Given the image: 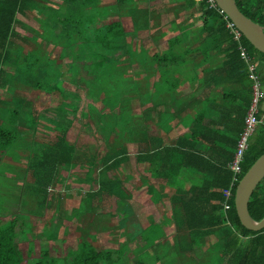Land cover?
Listing matches in <instances>:
<instances>
[{"label":"trees","instance_id":"1","mask_svg":"<svg viewBox=\"0 0 264 264\" xmlns=\"http://www.w3.org/2000/svg\"><path fill=\"white\" fill-rule=\"evenodd\" d=\"M160 1L0 0V111L5 103L12 104L13 109V114L6 109L2 112L5 116L4 123H0V140L7 138L8 141L0 146L5 149L16 140L14 134L20 127L22 131L27 128L22 109H31L34 124L38 120L35 102L16 97L13 92L9 98L2 97L8 76L11 82L23 76L27 86L48 94L51 82L56 83L58 79L55 70L63 64L65 76L75 83L71 101L75 99L77 106L73 107L71 102L64 106L63 98L60 109L70 106L72 111L79 110L82 118L96 124L95 131L101 137H97L95 149L79 141L74 130V120L78 119L67 121L65 111H58L59 121L53 128L55 140L39 154H34L27 167L33 191L43 198L42 204L47 203L49 189L55 185L57 189L60 187L55 182L61 171L84 168L83 178L71 177L78 184L88 182L95 186L86 191L91 208H102L109 201L121 203L120 210L125 215L119 219V224L129 240L117 249L103 251L92 245L94 236L76 233L62 264H211L210 259L215 255L221 264H264V229L252 232L240 224L234 209V188L229 210L224 211L222 205L223 191L232 180L227 164L243 129L251 98L247 65L239 56V44L226 28L230 20H225V15L208 0ZM234 1L244 16L264 28V0ZM178 8L186 18L177 14ZM196 15L201 17L200 28L194 34L196 44L187 46L184 34ZM28 17L38 24L34 30L41 42L32 41L25 68L8 75L3 65L11 63L12 39L28 43L14 26ZM167 24H176L178 31L171 35L163 32L159 36L153 33L155 27ZM148 38L152 40L147 41ZM157 38L165 40L166 49L152 51L150 55L147 47ZM52 44L61 46L55 56L47 48ZM240 44L256 63V74L263 85L264 55L243 36ZM217 55H222V63L203 71L206 79H199L197 83L195 117L189 127L183 124L189 134H183L173 125L161 135L154 126L160 113L156 109L149 116L152 127L144 129L143 144H140L139 91L141 88L149 90L150 75L157 71L159 90L166 88L171 94L179 83L175 75H185L186 59H214ZM173 99L170 97L175 108ZM14 114L19 116L18 121L11 124L15 132L3 129L1 125ZM183 118L187 120L186 115ZM69 135L76 139H70ZM201 144L207 151L200 148ZM131 146H135L134 154L130 152ZM263 153L264 122L249 141L239 181ZM216 155L224 160L214 161ZM124 167L130 168V178L140 183L136 190L144 186V195L159 197L162 203L167 199L169 208L161 211L174 222L170 230L172 236L164 235L162 224L142 227L133 209L131 191L121 179ZM177 178L190 180L189 189L177 187ZM248 212L255 221L264 217V178L249 199ZM24 227L25 218L21 213L13 214L5 222L0 218V264H22L16 243ZM164 238L171 239L165 242L172 245L161 247ZM206 245L209 246L206 248ZM43 258L34 264H51L50 258Z\"/></svg>","mask_w":264,"mask_h":264},{"label":"rangeland","instance_id":"2","mask_svg":"<svg viewBox=\"0 0 264 264\" xmlns=\"http://www.w3.org/2000/svg\"><path fill=\"white\" fill-rule=\"evenodd\" d=\"M37 25L35 21L28 17L27 19H23V21L19 20V24L14 26V30L18 35L26 39L28 43H24L19 38L12 39L10 45L11 60L9 61L12 64L7 63L3 65V69L7 71L8 75L14 72L19 73L18 71L23 70L26 64L25 60L31 54L32 41L41 42V39L38 38L34 30L38 27ZM47 48L55 56L59 53L61 46L52 44L51 46H47ZM65 63L68 64L70 61L65 60ZM65 71V65H58L55 70L58 79L56 83L51 82V93H48L49 95L33 90L29 85L27 86L24 83L26 78L23 76L22 78H17L18 80L14 82H11L12 78L8 76L6 88L9 87V89L6 90L5 88L1 92L2 97L9 98V94L13 92L14 95H17L16 97H25L35 102L39 112L37 123L34 124L35 122L32 119L33 114L30 113L31 109H22L23 116L27 118V128H24V131L21 130L22 127L18 129V132H15L13 129L14 126L11 124L16 123L19 119V116L15 114L13 118L9 115L11 120L1 125L5 130L14 131L16 133L14 134L16 140L11 144L8 142L9 145L5 149L0 146V212L2 214L0 218L5 222L15 213H21L25 218L24 233L16 243L17 253L22 260V264H34L36 260L44 259L43 257L45 256L47 259H51V264H62V259L67 250L73 246V238L77 234L86 235L87 237L90 235L94 236V239L91 240L92 245L103 251L117 249L124 245L126 240H129L128 236L125 235L124 229H121L119 224V219L125 215L120 210L121 203L118 202L120 204H117V200L109 201L108 204L104 203L102 208L99 206L91 208L86 191L95 186H93V183L92 185H88V182L83 185L78 184L71 177L78 176L83 178L85 176L84 168L83 170L81 168L70 169L68 172L61 171L58 182H55V184L59 183L60 187L57 189L55 185L49 189L46 197L48 199L47 203L42 204L41 201L43 198H40L33 191L31 173L27 167L34 154H39L40 151L50 146L55 140L53 128L59 121L58 113L62 110L58 107L63 103V98L65 101H68L63 95V91L70 92L76 89L75 83H71L65 76ZM27 78L31 80L29 76ZM47 89L49 90V88ZM20 91L23 94H20ZM70 102L73 107L77 106L75 99L73 101L70 100L68 104ZM47 105H51V108L56 110L59 109V112L49 111ZM11 108L12 104L5 103L2 105L3 111H0V122L4 123L5 109L7 113H11L13 110ZM98 108L101 109V105H98ZM63 111H65V120L71 121L78 119V121L74 120V130L77 139L91 144L90 147L95 149L98 145L97 137H101L95 131L96 124L89 123L87 119L79 115V110L77 112L72 111L70 106ZM92 132H95V135ZM69 137L72 140L76 139L73 135H69ZM7 141V138H2L0 144ZM130 152L134 154L135 146L130 147ZM129 171L130 168L124 167L121 171V179L123 180L125 188L131 191L133 202H136L135 204L133 203L136 214L141 216L142 205L139 201L141 200L140 192L143 190H136L137 187H140V183L138 181L136 182L135 178L134 180L130 178L132 173ZM68 173L69 175L66 177ZM73 188L75 190H72ZM61 194L64 196L62 197ZM59 196L62 198L61 201L58 198ZM57 199L59 200L58 205ZM148 199L150 198L148 197ZM149 213L150 216L154 215L157 222L164 226V235L172 236L170 232L172 224L166 221L164 213L162 214V211H159L160 214L158 215L156 210L149 211ZM54 222H56L57 227L55 229L53 228L55 225ZM63 227H65V231ZM170 240L164 238L160 244L161 247L166 248L167 246H171L172 242H165ZM208 246L206 245V248ZM210 262L211 264H221L217 255L212 257Z\"/></svg>","mask_w":264,"mask_h":264},{"label":"crops","instance_id":"3","mask_svg":"<svg viewBox=\"0 0 264 264\" xmlns=\"http://www.w3.org/2000/svg\"><path fill=\"white\" fill-rule=\"evenodd\" d=\"M155 1L161 2L160 0H155ZM168 1L169 0H163V3H166ZM182 13L183 12L180 11V9L178 8L177 14H179L182 19L186 18L187 15L181 16ZM181 18L179 19L182 20ZM200 24H201V17L199 15L194 16V20H192V22L189 23V26H188L189 28L188 30H186L184 34L186 35V38H187V41H186L187 46H193V45L195 46L196 43L194 42L195 41L194 34L196 33L197 29L200 28ZM177 31L178 29H177L176 24L175 25L167 24L162 28L155 27V30L153 31V33L159 36V34L163 32L167 33L168 35H171ZM149 40H152V39L148 38L147 41ZM141 43H143V40ZM165 44H166L165 40L160 41L157 38L155 42L150 43V45L147 47V53L151 55L152 51L159 52L161 50H165L166 49ZM31 51H32V46H31ZM186 60H187L186 67L184 68V70L186 71L185 75H175V77L178 76L179 83L176 85L174 91L171 94H168V91L166 88H163V90H159L160 76L157 71H154L152 76L150 75L149 90L145 91L142 88L140 89L139 91L140 144H143L144 129L147 127L148 128L152 127V124L149 122V116H152L153 110H156V109H157V112H160V113H159L158 118H156L154 126H155V129L161 135H165L171 128H173V125H174V128H178V131H182L183 134L184 133L186 135L189 134L188 131L186 132L183 124L189 127L190 121L195 117L194 115L197 110L196 104L198 103L196 99H197V96H199L197 95L199 94V92L197 93L195 92L196 91L195 89L198 86L197 83L200 81L199 79L201 80L206 79L205 76L203 75V71H206V70L208 71L211 67L219 66L223 61V57L222 55H217L216 58L214 59L203 58V59H186ZM140 78L142 81L143 74H141ZM263 86L264 84L262 85V88L264 91ZM72 91L73 90H71L70 92L64 91L63 95L68 99V101L64 100L65 101L63 104L64 106H67L68 102L72 100ZM170 97L174 98L173 102L176 103L175 108H173L172 106V101L170 102ZM47 107H49L48 108L49 111H54L55 113L59 111V109L56 110L54 108H51V105L49 106L47 105ZM179 111L181 112V114H178ZM260 112L261 114H264V99L262 100L261 105H260ZM184 115L187 116V120L183 118ZM182 121L183 123H181ZM170 122L172 126L169 125ZM159 125H160V128H159ZM200 148L202 150L207 151V148L204 144H201ZM223 160L224 159H220V157L219 156L217 157L216 155L214 161L221 163ZM190 185H191L190 180L185 181L183 178H177L176 180V186L182 187L185 190H188ZM141 190L143 191L140 192L141 200L139 201V203L142 205L141 206L142 214L141 216H137V218H139V222L142 225V227H146L147 225H150L151 223L158 225L159 223L157 222L155 216L154 215L150 216L149 211L156 210L159 215L160 214L159 211H161L162 209L167 210L169 208L168 201L167 199L164 198V202L162 203L159 200V197H156V199H158L156 200L155 198H153L152 196H149L148 194H146V196L144 197V186L141 188ZM148 197L150 199H148ZM133 209H135V207ZM165 219L166 221L174 225V222L171 219H168L166 215H165Z\"/></svg>","mask_w":264,"mask_h":264},{"label":"water","instance_id":"4","mask_svg":"<svg viewBox=\"0 0 264 264\" xmlns=\"http://www.w3.org/2000/svg\"><path fill=\"white\" fill-rule=\"evenodd\" d=\"M218 9L240 31L242 36L264 55V28L244 16L234 0H215ZM264 178V153L247 170L234 192V209L240 224L247 230L259 232L264 229V217L260 221L251 218L248 202L257 185Z\"/></svg>","mask_w":264,"mask_h":264},{"label":"built area","instance_id":"5","mask_svg":"<svg viewBox=\"0 0 264 264\" xmlns=\"http://www.w3.org/2000/svg\"><path fill=\"white\" fill-rule=\"evenodd\" d=\"M208 3L212 7H217L215 0H208ZM224 19L226 20L227 17L225 16ZM226 28L229 29L234 41L239 44V56L241 60L247 65L248 79L251 83V98L245 115L243 129L237 139L233 156L230 162L227 164L228 170L232 173V180L230 182L229 188L223 191L224 202L222 205L224 211L229 210L230 206L228 203L233 197L232 190L233 188L236 189V186L239 183V176L242 172L241 165L243 163L249 141L255 134L258 126L264 121V114H261L260 112V104L264 99V91L256 74L257 65L250 59L245 47L240 44L242 40V34L240 31L230 21L226 22Z\"/></svg>","mask_w":264,"mask_h":264},{"label":"bare ground","instance_id":"6","mask_svg":"<svg viewBox=\"0 0 264 264\" xmlns=\"http://www.w3.org/2000/svg\"><path fill=\"white\" fill-rule=\"evenodd\" d=\"M92 195V194H91Z\"/></svg>","mask_w":264,"mask_h":264}]
</instances>
